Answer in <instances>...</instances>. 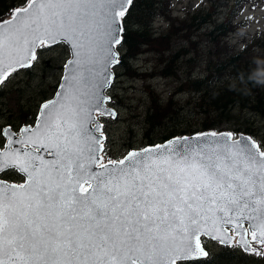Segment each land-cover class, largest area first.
<instances>
[{"label": "snow or ice", "instance_id": "6c2138e0", "mask_svg": "<svg viewBox=\"0 0 264 264\" xmlns=\"http://www.w3.org/2000/svg\"><path fill=\"white\" fill-rule=\"evenodd\" d=\"M132 5L22 0L0 19V84L42 45L71 56L35 123L0 129V174L23 178H0V264H201L202 236L232 234L264 255V149L251 137L196 133L103 162L96 113L113 115L104 92Z\"/></svg>", "mask_w": 264, "mask_h": 264}, {"label": "rangeland", "instance_id": "374dc122", "mask_svg": "<svg viewBox=\"0 0 264 264\" xmlns=\"http://www.w3.org/2000/svg\"><path fill=\"white\" fill-rule=\"evenodd\" d=\"M169 4L171 15L174 18L185 19L196 15L198 16L197 21L199 16L206 15L198 28L189 32L181 29L182 25H179L180 29L175 34L173 48L183 45L182 47L186 49L187 54L195 57L196 63L205 52L206 44L203 33L211 27L209 24L213 21L217 23L225 17L230 18V16L233 19L234 15H236L234 23L245 21L243 28H237L230 32L227 37L228 42L237 50L244 45L245 39L250 35L264 31V0H252L241 10L235 8L233 11H230L232 0H169ZM152 22L151 31L155 33L167 31L170 24L162 16L154 17ZM130 26L136 27L130 24L129 18L126 22L127 30H130ZM188 34H190L191 39ZM191 41L194 42L193 45L190 43ZM117 50L120 63L113 66V81L106 90V95L110 97L106 104L115 111V116L96 113V117L98 114L97 120L99 119L102 123L103 162L106 163L109 158L121 159L129 150L155 145L162 141V138L155 135V131L160 128L155 127L154 131H151L150 124L146 121L149 107H154L151 104L154 94L163 104L173 94L172 105L174 110L170 114L181 122L183 121L184 126L201 127L200 121L205 118V114L194 103L193 93H189L187 90L190 88L186 85L182 86V78L187 70L185 63L180 64L182 73L178 74V78L175 76L167 78L154 76L151 73V67L157 63L160 55L144 52L130 60L133 75H129L121 64V56L127 55V49L119 44ZM69 57L70 51L66 45L42 46L37 50L36 59L31 67L19 69L12 73L0 85V129L8 125L16 131L23 125L35 123L41 103L55 94ZM194 69H196V74L201 71L199 66H195L193 72ZM197 76L192 75V78ZM179 87L181 90L178 89ZM215 114L210 113L212 116ZM218 116H222V118L212 120L214 121L213 128L205 131L231 132L233 138H237L241 133L248 134L264 149V114L249 108L235 106L226 111L225 114ZM146 133L152 137V140H149ZM0 178L9 182H23V178L15 173L9 176L0 174ZM201 243L208 254L216 255L224 248H228L234 253L243 252L236 240L228 245H221L210 237L202 236ZM246 254L258 259L264 258V255ZM237 262V259H234L230 264ZM254 264H260V262L254 261Z\"/></svg>", "mask_w": 264, "mask_h": 264}, {"label": "trees", "instance_id": "16d2710c", "mask_svg": "<svg viewBox=\"0 0 264 264\" xmlns=\"http://www.w3.org/2000/svg\"><path fill=\"white\" fill-rule=\"evenodd\" d=\"M251 2L252 0H232L230 11L235 8L241 10L243 6ZM21 3L22 0H0V19L9 17L12 10L19 7ZM170 11L169 0H133V5L124 22L125 39L121 45L126 47L127 55L121 56V64L127 74L133 75L130 60L141 53L152 52L160 55L157 63L151 67L152 75L178 78V74L182 73L180 64L185 63L187 70L184 77H181L182 86L186 85L190 88L187 90L193 93L194 103L205 114V118L200 121V128L194 125L184 126L183 121L170 114L174 110L173 94L165 104L154 94L151 99L154 107L150 106L146 115L150 130L154 131L155 127L160 128L155 131V135L162 138L161 142H163L174 136L190 135L212 129L214 122L212 120L221 119L222 116L218 115L225 114L235 106L264 114V87L248 81V76L252 73L264 75V31L250 35L245 39L244 45L237 50L228 42L227 37L237 28H243L245 21L234 23L236 15L233 19L230 16L217 23L213 21L209 24L211 27L203 33L205 52L196 63L195 57L189 56L183 45L173 48L175 34L180 29L179 25H182L181 29L189 32L198 28L206 15L199 16V20L196 21L198 18L196 15L179 19L174 18ZM161 16L170 22L168 30L155 33L151 31L152 21L154 17ZM129 18L130 24L136 27L130 26V30H127L126 22ZM188 37L190 38V34ZM190 43L194 44L192 41ZM257 58L261 61L260 64L254 62ZM195 66L201 68L197 74L196 69L193 72ZM192 75L198 76L192 78ZM241 75L244 77L243 82L240 79ZM178 89L181 90L180 87ZM212 112L216 114L210 115ZM146 136L152 140L147 133ZM234 259L238 261L236 264H254V261L264 264V258H254L240 251L234 253L228 248H224L216 255L209 254L201 259V264H230Z\"/></svg>", "mask_w": 264, "mask_h": 264}, {"label": "water", "instance_id": "95a60500", "mask_svg": "<svg viewBox=\"0 0 264 264\" xmlns=\"http://www.w3.org/2000/svg\"><path fill=\"white\" fill-rule=\"evenodd\" d=\"M8 19V18H7ZM39 49V47L36 49V52H37V50ZM118 51V50H117ZM119 54V53H118ZM71 57H69V59H70ZM68 59V60H69ZM67 60V61H68ZM67 63V62H66ZM112 73H113V71H112ZM67 74V69L66 68H64V73H63V77L65 76ZM63 77H62V79H61V82H60V84H59V86L61 85V83H62V80H63ZM113 77H114V75H113ZM112 81H113V79H112ZM111 81V82H112ZM111 82H110V84H111ZM110 84H109V86H110ZM1 85V84H0ZM108 86V87H109ZM107 87V88H108ZM107 88L105 89V92H104V95H106V90H107ZM58 89H59V87H58ZM58 89H57V91H58ZM56 91V92H57ZM56 94V93H55ZM55 94H54V96L53 97H55ZM107 96V95H106ZM53 97H51V98H49V99H46L45 101H43V103L41 104V107H40V110H39V112L41 111V108H42V105L45 103V102H47V101H51V100H53L54 98ZM108 97V96H107ZM53 98V99H52ZM107 101V100H106ZM106 101H105V107L107 108V109H109L112 113H113V115L112 116H115V111L111 108V107H109V106H107L106 105ZM106 115V114H105ZM96 120H97V118H96ZM97 122L100 124V122L97 120ZM101 125V124H100ZM24 126H30V125H23L22 127H24ZM6 127H8V125L7 126H5L4 128H6ZM13 131H15V130H13ZM205 132H211V131H204V132H199V133H205ZM222 132H226V131H221V132H217V133H222ZM196 134V133H195ZM99 135V134H98ZM194 134H191V135H183V136H189V137H191V136H193ZM240 135H245V136H247V137H250L248 134H243V133H241V134H239V136ZM183 136H175V137H183ZM239 136L237 137V138H239ZM174 137H171V138H169V139H167V140H165L164 142H161V143H158V144H155V145H162V144H165L168 140H170V139H173ZM234 139H236V138H234ZM151 146H154V145H149V146H145V147H143V148H146V147H151ZM143 148H140V149H132V150H141V149H143ZM132 150H129V151H132ZM128 151V152H129ZM127 152V153H128ZM127 153L124 155V156H126L127 155ZM123 156V157H124ZM47 158V157H46ZM9 182V181H8ZM245 227H247V224L245 225ZM233 235H235V234H233ZM209 237V236H208ZM212 238V237H211ZM213 240H216V241H218L221 245H227L228 243H230V242H232L233 241V239L232 240H230L227 244H223V243H221L219 240H217V239H215V238H212ZM236 242H237V244L238 245H240L241 246V248L243 249V245L240 243V236H238L237 235V240H236ZM203 258H205V257H203ZM202 259V258H201Z\"/></svg>", "mask_w": 264, "mask_h": 264}, {"label": "clouds", "instance_id": "9594fccd", "mask_svg": "<svg viewBox=\"0 0 264 264\" xmlns=\"http://www.w3.org/2000/svg\"><path fill=\"white\" fill-rule=\"evenodd\" d=\"M254 62L257 63V64L261 63L259 58H257ZM240 79H241L242 82L244 81L243 75H241ZM248 81L252 82L253 84H255L257 86L264 87V75H261L260 73L259 74H255V73L250 74L248 76Z\"/></svg>", "mask_w": 264, "mask_h": 264}, {"label": "bare ground", "instance_id": "6f19581e", "mask_svg": "<svg viewBox=\"0 0 264 264\" xmlns=\"http://www.w3.org/2000/svg\"><path fill=\"white\" fill-rule=\"evenodd\" d=\"M43 46V45H42ZM42 46H40V47H42ZM97 118H98V114H97ZM99 120V119H98ZM99 122H100V124L102 125V123H101V121L99 120ZM103 149H104V146H103Z\"/></svg>", "mask_w": 264, "mask_h": 264}]
</instances>
